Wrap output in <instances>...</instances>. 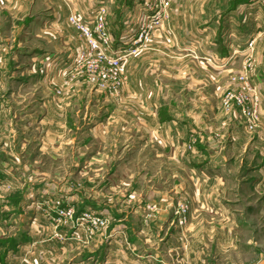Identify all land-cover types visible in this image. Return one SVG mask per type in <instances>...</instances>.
I'll list each match as a JSON object with an SVG mask.
<instances>
[{
	"label": "crops",
	"instance_id": "obj_1",
	"mask_svg": "<svg viewBox=\"0 0 264 264\" xmlns=\"http://www.w3.org/2000/svg\"><path fill=\"white\" fill-rule=\"evenodd\" d=\"M87 1L70 0L71 8L83 11L92 2ZM43 4L50 9L47 12L49 24H45L44 29L39 27L38 32L44 33L42 37L47 41H50V33L57 39L63 37L65 34L60 31L59 23H66L69 13L58 12V0H0V73L8 74L10 79L17 74L15 70L19 73L17 79L29 74H34V80L43 77L39 68L41 65L47 67L48 62L42 59L55 54L54 51L37 50L29 65H24L25 62L22 65L11 54V22L21 20L27 28L31 22L46 15L41 8ZM35 5L39 9L33 11ZM171 14L169 12V17L176 20L178 29L172 31L164 27L159 31L164 37L171 36V33L179 35V32L186 36V28L179 26L181 17ZM208 23L205 29L214 22ZM27 31L24 29L23 32ZM73 39L69 38L61 46H55L53 42L54 49L58 51V47L59 52H64L60 54L70 56ZM239 46L226 41L218 49L207 39L200 44L163 43L152 47L153 51L163 49L164 56L158 59L147 57L146 71L153 73L156 85L165 87V94H162L160 107L155 101L150 109H131L134 123L126 129L130 145L132 150H137L142 138V143L149 149L147 164L183 165L188 166V172L178 169L177 174L171 173L173 184L178 181L171 189L153 187L150 183L157 178L152 181V176L147 180L144 193L139 189L133 191L135 200L129 220L115 223L113 228L101 232L82 251L74 249V236L70 234L62 242L50 238L46 244L51 250L42 253V264L48 260L50 264H63L64 261V264H264V77L255 73L250 79L261 101L257 134L248 132L237 119V114L226 113L220 103L222 94L234 86L230 75L239 67L234 66L237 52L234 55L231 52ZM16 50L20 54L26 52ZM254 51L255 61L261 62L256 42ZM247 53L244 48L242 55ZM136 60L137 67L141 59ZM49 67L54 74L55 67ZM43 79L47 81L46 76ZM7 83L12 85L11 81ZM73 85L60 87L61 94L55 93L59 87L56 84L44 85L48 92L42 86H36L37 95L28 98V103L22 104L17 112L7 104L14 97V92L10 91L7 94L11 100L9 96L0 99V133L12 132L13 126L23 119V132L30 125L40 132L46 129L55 133L59 128L71 130L73 123L69 120L68 105L73 96ZM175 85H181L178 92ZM25 106L28 108L23 109ZM101 132L105 133L106 129ZM187 133L188 142L183 137ZM193 138L194 143L189 148ZM48 143V146L41 143L39 150L44 147L52 149V140ZM24 145L25 142H21L20 148L23 149ZM162 147L173 153H165L162 149L159 152L158 148ZM177 201H187L189 206L187 223L183 227L174 221ZM27 249L28 245L21 244L15 252L8 251L3 264H20L18 255Z\"/></svg>",
	"mask_w": 264,
	"mask_h": 264
},
{
	"label": "rangeland",
	"instance_id": "obj_2",
	"mask_svg": "<svg viewBox=\"0 0 264 264\" xmlns=\"http://www.w3.org/2000/svg\"><path fill=\"white\" fill-rule=\"evenodd\" d=\"M144 1L92 0L87 9L74 11L70 0H58L60 8L58 12L64 11L66 14L68 11L69 14L88 15L97 7L104 8L107 27L117 48L122 46L124 41L136 38L137 32L142 28L149 14ZM150 1L158 2V0ZM43 6L41 7L44 8L43 14L46 15L43 19L29 23L30 26L28 25L27 28L21 20L11 22L10 42L13 45L11 54L16 56V60H19L22 65L24 62V65H29L31 58L36 56L37 50L54 51L56 56L67 57L68 54L62 55L64 52H59L58 47V51L54 49L53 42L55 46H61L69 38H75L71 48L72 54L67 57L70 61L73 55L84 47L83 40L67 21L69 14L66 16V23L62 24L59 21L60 31L65 34L63 37L57 39L52 33L48 35L50 41L42 37L44 33L38 32V28L42 26L44 29L47 26L45 24H49L47 12L50 10L46 9V5L43 4ZM38 9V5H35L33 11ZM169 10L172 16L181 17L179 26L186 28L187 35L184 36L179 32V35L171 33V36L164 37L159 31L161 28L165 27L172 31L174 28L178 29L176 20L167 18L145 45H141L140 51L125 60L124 80L119 86L114 83L115 88L111 86L104 88L97 84L98 70L94 68L92 62L88 64H91L89 67L66 78H60L56 68L53 74L47 65V75L45 71L43 76L44 78L46 76L47 81L42 76L34 80V74L17 79L15 78L19 74L17 70H15L17 74L12 79L8 77V74L0 73L2 77L0 99L9 96L11 100V96L7 93L13 91L14 97L7 104L11 105L16 112L21 110L22 104L28 103L27 100L37 95L39 90L36 86H42L48 92L49 89L44 85L50 87L56 84L58 88H64L74 84L71 88L73 96L68 105L71 114L69 120L73 123L71 130L59 128L55 133H52V130L47 132L46 129L40 132L30 125L29 129L23 132L22 125L25 124L23 119L20 120V124L13 126L12 132L0 133V264H3L8 251L15 252L21 244L28 245V249L22 255H18L20 264H42V253L51 250L50 245L46 244L50 238H56L55 240L62 242L68 234L74 236V249L82 251L88 248L93 238L101 232L113 228L115 223L129 220L130 209L135 200L133 191L139 189L144 193L147 180L152 176H154L152 181L157 178L155 182H149L153 183V187L171 189L178 183L176 181L173 184L171 173L177 174L178 169L188 172V166L183 165L147 164L146 158L150 160L149 149L142 143V138L139 139L137 150H132L130 145V135L126 129L134 123L130 116L131 109L144 111L152 108L155 101L156 106L160 107L162 94H165V87L162 84L156 85L153 81V73L146 71L147 57L158 59L164 56L163 49L153 51V46L183 42L188 45L200 44L202 40L208 39L219 49L228 41L235 46L240 45L236 48L238 58H235L234 65L239 69L230 75V81H232L231 76L242 69L249 55L254 60L250 79L256 74L264 77L263 0H171ZM210 21L214 22L213 26L210 25L205 29L204 27ZM257 24L261 26L257 27ZM24 29L28 30L27 33L23 32ZM133 35L135 36L132 37ZM248 40H253V49L247 50L249 53L243 56ZM17 42L21 45L17 46ZM255 42L259 44L261 53L259 63L258 60L255 61ZM129 46L130 44H127L125 47ZM18 48L26 52L20 54L19 50H16ZM231 53L233 54V51ZM54 55L51 54L50 58ZM138 58L141 62L136 67ZM170 74L172 75L173 72ZM10 81L12 85L7 83ZM114 81L111 77L110 82ZM39 82L42 84L40 85ZM180 87L181 85L174 86L176 92ZM228 90L221 93L222 109L226 113L235 112L237 119L246 130L257 134L260 129V119L258 126L250 130L239 107L235 104L229 107L225 105V93ZM26 108L28 107H23V109ZM139 125L142 123L140 122ZM102 129H106V132L102 133ZM188 135L187 133L183 136L187 142ZM50 139L54 145L52 149L44 147L39 150L40 144L48 146ZM21 142H25L23 149L20 148ZM193 143L194 138L188 147L190 148ZM161 149L165 153H173L165 147L158 148V151L160 152ZM236 184L237 182H234V185ZM230 186L232 187L233 184ZM175 204L176 208L179 204L187 207L186 217L188 218V202L177 201ZM68 208H72L71 215L66 214ZM175 210L174 221L177 224L178 215ZM85 214L105 218L106 224L92 228L93 226L88 223L89 218L84 217ZM119 218L123 219L118 221ZM90 228L94 230L92 234ZM246 232L247 229L244 230V233ZM40 242H42L41 245ZM62 263L64 264L65 261ZM43 264H50V262L43 261Z\"/></svg>",
	"mask_w": 264,
	"mask_h": 264
},
{
	"label": "built area",
	"instance_id": "obj_3",
	"mask_svg": "<svg viewBox=\"0 0 264 264\" xmlns=\"http://www.w3.org/2000/svg\"><path fill=\"white\" fill-rule=\"evenodd\" d=\"M170 2L171 0H158L157 3H154L150 0H145L144 4L147 5L149 14L143 22L142 28L137 32L136 38L124 41L123 45L117 48L114 46L112 34L107 27L104 8L99 9L97 7L88 15L70 13L67 21L75 28L79 38L83 40L84 47L80 52L73 55L71 61L67 58L71 55L67 57L54 55L55 57L53 56L52 58L49 56L42 59V61L47 59L49 66H56L55 68L58 69L57 74L60 78H66L69 75L74 76L79 71L93 64L94 68L98 70L97 84L104 88L109 86L115 88L113 86L114 83L119 86L124 80L125 60L136 55L140 51L141 45H145L151 36L154 35L157 28L169 18ZM127 44H130L128 48L125 47ZM245 49L248 51L253 49V40L246 42ZM237 51V49H234L233 54ZM89 63L91 64L88 65ZM253 64L254 60L249 55L242 69L231 76L234 86L225 93L224 100L227 107L233 104L239 107V111L244 116L250 130L258 126L261 102L257 90L250 83V73L253 70ZM39 71L44 73L46 67L41 65ZM111 77L114 78V82H110ZM64 81L67 82L66 80ZM55 93L61 94V89L57 88ZM175 213L178 215L177 224L184 225L187 218V207L179 204ZM66 214L71 215L72 208H68ZM84 217L89 218L88 223L93 226L92 228L106 224L105 218L97 217L93 214L88 216L85 214ZM92 228H90L91 234L94 231Z\"/></svg>",
	"mask_w": 264,
	"mask_h": 264
}]
</instances>
